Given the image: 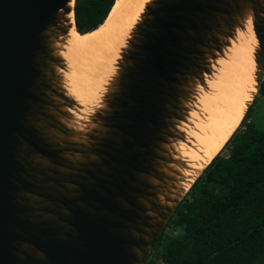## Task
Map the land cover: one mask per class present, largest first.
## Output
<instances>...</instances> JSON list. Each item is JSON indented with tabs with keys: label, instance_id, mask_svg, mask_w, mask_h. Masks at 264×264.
<instances>
[{
	"label": "water",
	"instance_id": "95a60500",
	"mask_svg": "<svg viewBox=\"0 0 264 264\" xmlns=\"http://www.w3.org/2000/svg\"><path fill=\"white\" fill-rule=\"evenodd\" d=\"M73 4L0 0V264H143L210 162L179 187L177 126L247 19L246 110L264 77V0H149L100 105L76 122L58 54Z\"/></svg>",
	"mask_w": 264,
	"mask_h": 264
},
{
	"label": "trees",
	"instance_id": "16d2710c",
	"mask_svg": "<svg viewBox=\"0 0 264 264\" xmlns=\"http://www.w3.org/2000/svg\"><path fill=\"white\" fill-rule=\"evenodd\" d=\"M113 1L74 0L76 34L97 30ZM258 98L264 77L252 103ZM252 112L195 179L143 264H264V129L244 124Z\"/></svg>",
	"mask_w": 264,
	"mask_h": 264
},
{
	"label": "bare ground",
	"instance_id": "6f19581e",
	"mask_svg": "<svg viewBox=\"0 0 264 264\" xmlns=\"http://www.w3.org/2000/svg\"><path fill=\"white\" fill-rule=\"evenodd\" d=\"M148 1H114L97 30L82 36L73 27L68 31L58 51L65 63L59 73L67 95L79 107L68 110L76 122L100 105L108 81L115 74L120 50ZM68 18L71 22V15ZM256 47L247 19L212 63L203 85L196 86L185 121L177 126L183 138L173 143V158L184 163L183 168H177L181 177L178 185L183 190L238 128L255 93Z\"/></svg>",
	"mask_w": 264,
	"mask_h": 264
},
{
	"label": "rangeland",
	"instance_id": "374dc122",
	"mask_svg": "<svg viewBox=\"0 0 264 264\" xmlns=\"http://www.w3.org/2000/svg\"><path fill=\"white\" fill-rule=\"evenodd\" d=\"M59 49L61 50L62 48L60 47ZM250 107H253V112L245 120L244 124L246 125V124H248V122H251L254 124V126L257 129H260V130L264 129V102H263V100L261 98L256 99L254 103H251ZM240 126H241V124L239 125V127ZM226 152H227V150L223 149L221 151V154L224 155Z\"/></svg>",
	"mask_w": 264,
	"mask_h": 264
}]
</instances>
